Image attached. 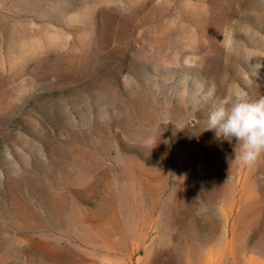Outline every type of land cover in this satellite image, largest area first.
Segmentation results:
<instances>
[{
	"label": "rangeland",
	"instance_id": "rangeland-1",
	"mask_svg": "<svg viewBox=\"0 0 264 264\" xmlns=\"http://www.w3.org/2000/svg\"><path fill=\"white\" fill-rule=\"evenodd\" d=\"M264 95V0H0V264H264V156L205 130Z\"/></svg>",
	"mask_w": 264,
	"mask_h": 264
},
{
	"label": "clouds",
	"instance_id": "clouds-1",
	"mask_svg": "<svg viewBox=\"0 0 264 264\" xmlns=\"http://www.w3.org/2000/svg\"><path fill=\"white\" fill-rule=\"evenodd\" d=\"M205 130L217 140H235L232 162L252 167L264 156V95L254 99L244 88H229L209 112Z\"/></svg>",
	"mask_w": 264,
	"mask_h": 264
}]
</instances>
